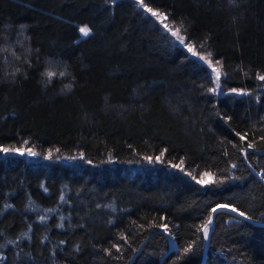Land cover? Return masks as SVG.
<instances>
[{"label": "trees", "instance_id": "obj_1", "mask_svg": "<svg viewBox=\"0 0 264 264\" xmlns=\"http://www.w3.org/2000/svg\"><path fill=\"white\" fill-rule=\"evenodd\" d=\"M144 3L194 52L138 0H0V264H202L220 205L254 223L205 264H264V0Z\"/></svg>", "mask_w": 264, "mask_h": 264}, {"label": "snow or ice", "instance_id": "obj_2", "mask_svg": "<svg viewBox=\"0 0 264 264\" xmlns=\"http://www.w3.org/2000/svg\"><path fill=\"white\" fill-rule=\"evenodd\" d=\"M138 3L141 7H143L144 11L146 13H149L152 17H155L157 21H159L162 25L164 30H166L167 32H170L172 36H174L176 38V40H178L180 42L181 45H183L184 47H186L188 49V51L190 52H194L193 47L189 46L188 44L185 43V37L181 34L180 28H173L171 25H169L166 21H167V17H168V13H164V12H160L158 10H154L153 8L149 7L147 4L144 3V0H138ZM79 31L81 32V34L87 36L90 32V29L87 26H83L79 29ZM195 54V53H194ZM211 54L209 53V56ZM201 59H204V57H200ZM209 65H211L212 61L208 60ZM217 63H219V61H217ZM213 72L216 74V80L217 83H219V79H220V72L217 71L215 68L213 69ZM261 80H264V76H260L259 77ZM212 91H216V89H212ZM230 91L232 92H238L239 90L237 89H231ZM245 136H241V139H245ZM248 147L251 148L253 147L252 144H248ZM207 175V174H205ZM201 183H208L209 181H200ZM220 207H228L227 205H221ZM216 209H213V212H215ZM232 211H237V209H232ZM241 216L244 215L243 212L240 213ZM211 224V219H209L204 225H202V229L203 232L205 234V236H207L208 234V230H209V225ZM185 251H188V249H185Z\"/></svg>", "mask_w": 264, "mask_h": 264}, {"label": "water", "instance_id": "obj_3", "mask_svg": "<svg viewBox=\"0 0 264 264\" xmlns=\"http://www.w3.org/2000/svg\"><path fill=\"white\" fill-rule=\"evenodd\" d=\"M255 174H256V176H257L259 179L263 180V177H262L260 174H257V173H255ZM220 206H221V205H220ZM220 206H218V207L216 208V211L213 212L212 219H211L212 227H211V229L209 230L207 236H205V237H206V240H205V245H204V255H203L202 264H205L206 259H207V255H208V252H209L210 237H211L212 231H213V229H214V223H215V215H216V213H217L218 211H220V210H228L230 213H232V214H234V215H239V216H241V215H240V212H238V211H232V209H230L229 207H220ZM241 217L244 218V219L247 220V221H250V222H253V223H254L253 220H251V219H249V218H247V217H245V216H241ZM162 232H164V231H162ZM165 233H166V232H165ZM166 235L170 238V242H171V244H172L171 249H172V248H173V240H172V238L169 236L168 233H166ZM162 263H163V260H162L161 264H162Z\"/></svg>", "mask_w": 264, "mask_h": 264}, {"label": "rangeland", "instance_id": "obj_4", "mask_svg": "<svg viewBox=\"0 0 264 264\" xmlns=\"http://www.w3.org/2000/svg\"><path fill=\"white\" fill-rule=\"evenodd\" d=\"M1 52H3L2 50H0V54H1ZM47 64L48 65H51V62H47ZM4 73H5V75H6V72L4 71ZM216 75V74H215ZM215 78H216V76H215ZM209 230H210V227H209ZM209 230H208V232H209Z\"/></svg>", "mask_w": 264, "mask_h": 264}]
</instances>
